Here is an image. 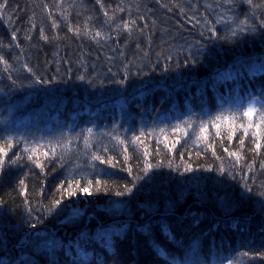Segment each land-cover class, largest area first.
Wrapping results in <instances>:
<instances>
[{
	"label": "trees",
	"instance_id": "16d2710c",
	"mask_svg": "<svg viewBox=\"0 0 264 264\" xmlns=\"http://www.w3.org/2000/svg\"><path fill=\"white\" fill-rule=\"evenodd\" d=\"M261 113L264 0H0V264H264Z\"/></svg>",
	"mask_w": 264,
	"mask_h": 264
},
{
	"label": "snow or ice",
	"instance_id": "6c2138e0",
	"mask_svg": "<svg viewBox=\"0 0 264 264\" xmlns=\"http://www.w3.org/2000/svg\"><path fill=\"white\" fill-rule=\"evenodd\" d=\"M251 2V0H249V3ZM126 27H127V25H125ZM97 35H100L99 33H97ZM250 113H251V110H250ZM261 115L262 116H264V113H261ZM249 126H251V125H249ZM255 134V133H254ZM9 147H10V145H9ZM0 152H5V154H6V151H5V149H3V148H0ZM85 191H86V189H85Z\"/></svg>",
	"mask_w": 264,
	"mask_h": 264
}]
</instances>
